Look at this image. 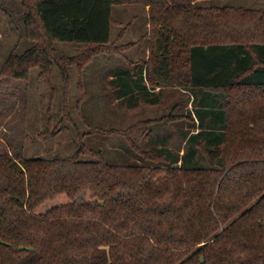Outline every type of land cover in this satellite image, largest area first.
<instances>
[{
    "label": "trees",
    "instance_id": "trees-1",
    "mask_svg": "<svg viewBox=\"0 0 264 264\" xmlns=\"http://www.w3.org/2000/svg\"><path fill=\"white\" fill-rule=\"evenodd\" d=\"M136 4L149 8V59L110 84L131 107L191 94L183 108L192 103L198 132L180 156L142 147L154 121L118 131L144 167L109 164L86 144L69 158L0 152V264H264V16L195 0H33L23 17L33 46L11 52L0 75L28 81L39 68L52 84L58 68L69 93L74 63L137 44L111 42L113 7ZM57 43L91 49L68 57Z\"/></svg>",
    "mask_w": 264,
    "mask_h": 264
},
{
    "label": "rangeland",
    "instance_id": "rangeland-1",
    "mask_svg": "<svg viewBox=\"0 0 264 264\" xmlns=\"http://www.w3.org/2000/svg\"><path fill=\"white\" fill-rule=\"evenodd\" d=\"M32 2L0 0V73L11 52L22 54L33 46L24 33L23 23L25 5ZM195 3L203 8L231 7L255 12L257 17L264 16V0H195ZM148 9L140 4L113 7L111 42L116 47L137 44L120 54L96 55L82 71L74 63L70 67L69 93L65 91L58 68L54 69L52 84L39 77V68L31 70L28 81L0 75V152L23 153L29 159L69 158L86 144L89 150L101 151L109 164L144 167L146 164L130 155L126 140L117 132L154 121L156 123L149 125L148 134L141 139L142 147L146 150L165 147L183 156L186 139L190 133L198 132L199 126L192 103L183 108L186 99L192 98L191 94L169 89L159 104L142 101L131 107L118 99V92L110 84L114 72L132 69L149 59ZM55 46L60 55L68 57H78L91 49L86 44L57 43ZM158 93L159 89L152 94ZM176 103L183 104L176 111L180 118L169 122L165 117L172 113ZM48 127L51 134L42 135ZM202 164L206 165L205 159Z\"/></svg>",
    "mask_w": 264,
    "mask_h": 264
},
{
    "label": "crops",
    "instance_id": "crops-1",
    "mask_svg": "<svg viewBox=\"0 0 264 264\" xmlns=\"http://www.w3.org/2000/svg\"><path fill=\"white\" fill-rule=\"evenodd\" d=\"M148 8V7H147ZM158 90V89H157Z\"/></svg>",
    "mask_w": 264,
    "mask_h": 264
}]
</instances>
